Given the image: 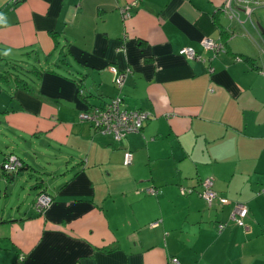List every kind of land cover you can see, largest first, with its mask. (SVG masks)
Segmentation results:
<instances>
[{"label":"crops","instance_id":"obj_1","mask_svg":"<svg viewBox=\"0 0 264 264\" xmlns=\"http://www.w3.org/2000/svg\"><path fill=\"white\" fill-rule=\"evenodd\" d=\"M225 2L0 0V165L24 166L0 176V264H264V38ZM117 97L148 118L116 142L82 115ZM207 178L226 203L200 198Z\"/></svg>","mask_w":264,"mask_h":264},{"label":"built area","instance_id":"obj_2","mask_svg":"<svg viewBox=\"0 0 264 264\" xmlns=\"http://www.w3.org/2000/svg\"><path fill=\"white\" fill-rule=\"evenodd\" d=\"M16 1V0H14ZM259 4L264 5V0H257ZM236 4V0H226L225 8L230 11L231 4ZM248 15L251 14L249 8L245 9ZM235 13V11L233 12ZM129 14L126 13V16ZM201 45L204 49L213 52L214 54L221 52L223 50V45L221 42H216L211 39L204 38L201 42ZM180 54L185 57L193 60H202V57L195 53L192 48L185 47L180 50ZM263 61H264V52H262ZM237 61H240L237 59ZM115 73L114 84L117 88L122 87L124 82V73L117 72L116 69H112ZM264 75V71L262 72ZM82 118L88 122H91L96 129H98L102 134H107L112 137L114 141L121 140L127 134H130L139 128H141L142 122L148 118V114L141 111H132L120 108V98L117 97L111 100L105 106H92L89 110L83 113ZM132 163V154L129 151H126L123 156V165L128 166ZM21 162L15 156H8L6 161L3 163L4 170L8 172H16L17 169L21 166ZM202 191L199 194L207 207H211L214 204V201L217 200L218 203H226L224 198H221L212 188L213 182L212 179L207 178L201 182ZM146 193L151 195H156L158 190L153 188H147ZM185 191H182L184 194ZM52 203V199L48 194L41 193L37 196L35 202V209L38 213H42L46 208H48ZM247 206L243 203H235L231 213L230 219L238 226H244V218L247 215ZM156 225V223L151 226ZM222 224L217 225L218 231L223 229ZM177 263L176 260H174ZM178 264V263H177Z\"/></svg>","mask_w":264,"mask_h":264},{"label":"trees","instance_id":"obj_3","mask_svg":"<svg viewBox=\"0 0 264 264\" xmlns=\"http://www.w3.org/2000/svg\"><path fill=\"white\" fill-rule=\"evenodd\" d=\"M20 1H22V0H16L15 2H20ZM220 26V25H219ZM257 26H258V28H262L263 30H264V27L260 24V23H257ZM221 27V26H220ZM260 31V30H259ZM220 34H222L221 35V43H222V45L224 46V48L227 46V39H228V36L226 35V33L225 32H223V31H221L220 32ZM29 55V54H28ZM239 58L242 60V61H244V62H247L248 60H254V59H252V58H249V57H247V58H249V59H247V58H243L242 56H239ZM252 63H254V62H252ZM254 65H256L255 63H254ZM10 75H9V73L8 72H4V73H0V79H7V77H9ZM14 80H15V82H16V84H17V86H19V87H21V88H26L27 87V84L24 82V81H22V80H20V79H18L17 78V76H15L14 77ZM83 87L80 85L79 87H78V89L79 90H81ZM27 89V88H26ZM24 168V166H23V164H21V166L17 169V171L16 172H8V171H6V170H4V167H3V164L2 165H0V176H1V174H3V175H5V176H7L9 179L10 178H12L15 174H17V173H19L22 169ZM41 193H44V192H41ZM41 193H39V194H41ZM38 194V195H39ZM51 197V196H50ZM37 198V197H36ZM51 199H52V197H51ZM35 202H36V199H35ZM52 202H53V199H52ZM34 210H35V212L37 213V214H39L37 211H36V209H35V203H34ZM246 217V216H245ZM245 219V218H244ZM231 220V219H230ZM232 221V220H231ZM244 221V220H243ZM233 222V221H232ZM234 223V222H233ZM219 224H222L224 227H225V224H223V223H219ZM235 224V223H234ZM236 225V224H235ZM237 227H241V226H238V225H236ZM224 227H223V229H224ZM243 227V226H242ZM222 229V230H223ZM218 230V229H217ZM221 230V231H222ZM221 231H219V232H221Z\"/></svg>","mask_w":264,"mask_h":264},{"label":"rangeland","instance_id":"obj_4","mask_svg":"<svg viewBox=\"0 0 264 264\" xmlns=\"http://www.w3.org/2000/svg\"><path fill=\"white\" fill-rule=\"evenodd\" d=\"M244 1L245 2H249L250 3L249 5L254 8V12H253L252 18L250 19L251 23H253L256 26H257V23H260L261 24L262 20L264 19V5L259 4L257 2V0H244ZM240 20L241 21H244L245 20V17H243L241 15ZM225 21L229 22L226 17L221 18V23H226ZM246 22L247 23L242 27L236 20H233L230 27H231V29H234L237 32L242 31L243 28H245L247 31H249L248 26L251 23L248 22V21H246ZM261 25L264 27V24H261ZM9 66H12V65L9 64ZM31 67L32 66H26V69L27 70L28 69H31Z\"/></svg>","mask_w":264,"mask_h":264},{"label":"water","instance_id":"obj_5","mask_svg":"<svg viewBox=\"0 0 264 264\" xmlns=\"http://www.w3.org/2000/svg\"><path fill=\"white\" fill-rule=\"evenodd\" d=\"M259 30H260L262 37L264 38V30L262 28H259Z\"/></svg>","mask_w":264,"mask_h":264}]
</instances>
